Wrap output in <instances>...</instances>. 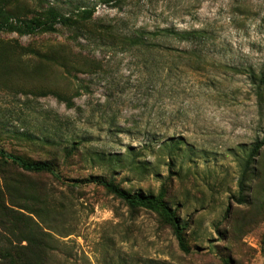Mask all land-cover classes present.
Returning <instances> with one entry per match:
<instances>
[{
	"label": "rangeland",
	"instance_id": "1",
	"mask_svg": "<svg viewBox=\"0 0 264 264\" xmlns=\"http://www.w3.org/2000/svg\"><path fill=\"white\" fill-rule=\"evenodd\" d=\"M0 8L20 20L72 18L54 32H0V152L60 176L0 155V264H264V146L239 187L264 143V0ZM92 8L90 20L76 16ZM91 177L130 193L164 189L191 253L156 213L78 183Z\"/></svg>",
	"mask_w": 264,
	"mask_h": 264
},
{
	"label": "trees",
	"instance_id": "2",
	"mask_svg": "<svg viewBox=\"0 0 264 264\" xmlns=\"http://www.w3.org/2000/svg\"><path fill=\"white\" fill-rule=\"evenodd\" d=\"M120 0H101L103 5H113ZM96 13L95 8L78 10L76 16L84 21L90 20ZM72 23V18L68 15H63L56 10H51L49 12L47 20H20L12 17L10 14L6 13L2 8H0V32H18L20 34L33 35L36 33H46L54 32L57 25L69 26ZM203 33L198 31L188 32L179 34L174 31L165 30L163 35L167 36H177L181 39L190 41L192 39H197ZM139 42H143L146 35L139 34L137 36ZM137 42V44L139 43ZM255 71H251L250 74L255 75ZM261 82H264L262 78ZM263 142H257L246 160L244 166V171L242 173L241 180L239 181V187L241 193L244 190L246 183V177L251 170V166L263 148ZM1 157L10 161L12 164L16 165L18 168L29 173H47L53 176L55 179H60V176L56 172L54 166L49 162L43 161H29L21 158L20 156L6 153L4 151L0 152ZM81 185H95L104 188L108 193L112 194L117 199L121 200L130 209H142L156 213L162 220V222L167 225L179 246V249L185 253H191L190 247L187 243L186 232L188 228V223L183 222L181 217L178 216L176 209L172 208L166 201V192L161 189L158 195H145L143 193H130L116 184L114 181H110L104 178L91 177L89 179H84L78 181ZM230 213V207L226 210V215ZM226 264H229L226 262Z\"/></svg>",
	"mask_w": 264,
	"mask_h": 264
}]
</instances>
